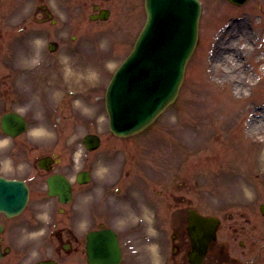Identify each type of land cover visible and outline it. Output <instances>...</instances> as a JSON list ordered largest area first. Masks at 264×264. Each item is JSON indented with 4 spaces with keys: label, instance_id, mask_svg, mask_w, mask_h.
I'll list each match as a JSON object with an SVG mask.
<instances>
[{
    "label": "rangeland",
    "instance_id": "374dc122",
    "mask_svg": "<svg viewBox=\"0 0 264 264\" xmlns=\"http://www.w3.org/2000/svg\"><path fill=\"white\" fill-rule=\"evenodd\" d=\"M9 1L0 0L1 35L8 41L19 33L17 27L25 19L24 14L16 15V7H3ZM52 1L54 16L65 24V37L60 41L68 57L65 83L58 94L38 88L36 93H44V98L36 102L28 98L26 103L17 101L24 91L20 87L6 89L17 104L7 102L0 111L20 110L27 115L30 128L45 131L18 137L8 153L9 167L25 174L36 156L64 152L65 174L72 178L86 170L91 180L82 187L74 185L72 201L65 205V240L61 239L64 243L58 244L56 252H50L53 245L42 243L44 236H29L26 230L14 227L15 220L8 223L13 228L9 229L11 238L5 239L10 244L18 239L20 244L0 264H34L48 258H56L59 264H86L82 238L100 223L117 232L121 264H184L179 257L174 259L181 249L176 253L170 237L173 231L179 233V221L185 217L182 212L188 208L221 219L224 227L231 218L239 221L245 214L252 220L256 208L264 203V0H250L243 6L226 0H199V40L186 64L176 100L145 133L127 140L109 134L102 92L143 23L140 0L137 16L136 0L112 4V19L107 23L111 33L102 49L98 35L81 19L89 12L84 0ZM25 4L31 5L23 1ZM72 36L77 37L71 40ZM80 41L86 44V51L73 64L69 56L76 53ZM11 53L28 51L13 45ZM92 87L99 89L96 98L101 96L102 103L90 102L82 94ZM85 134L100 136L97 151L88 152L81 145ZM257 224L264 227V218ZM40 227L47 228V224ZM242 250L228 253L229 259L232 255L241 263L253 264L256 257L248 260Z\"/></svg>",
    "mask_w": 264,
    "mask_h": 264
},
{
    "label": "water",
    "instance_id": "95a60500",
    "mask_svg": "<svg viewBox=\"0 0 264 264\" xmlns=\"http://www.w3.org/2000/svg\"><path fill=\"white\" fill-rule=\"evenodd\" d=\"M173 3L178 6L177 9L181 10L183 8V5L185 4H192L194 3V0H172ZM147 11H148V22L146 25V31L148 32L144 36V43L147 42L148 36L152 33L155 35L154 29L157 24L155 23V18L157 16V13L165 8V6L161 5L159 3V0H148V4H146ZM186 11V8H185ZM188 18V15H185ZM192 26L188 25L186 31L189 32V35L186 36V38H191V32H192ZM185 31V30H184ZM185 31V32H186ZM191 47V43L183 48V53L180 54L179 60L180 64L174 66L175 74L170 73L168 76L172 78H176L178 67L182 66V60L185 56H187L189 50ZM143 54L137 53L136 56L128 61V65L124 66L122 69H120L117 72V75L115 77L116 84L114 85V88L117 90H122L123 88L118 85V81L120 83H123L124 79H126L128 76H130V72H128L129 67L131 64H135L134 70H132L135 73H138V71L142 68L144 69L143 72L146 74L144 77H147L144 79V86L149 87L152 82L155 81L156 73H158L154 68L155 66H145L146 63L144 60H142ZM162 57V55H160ZM176 60V59H175ZM182 62V63H181ZM137 69V70H136ZM157 69V68H156ZM166 77L164 79H169V77ZM175 82H171V79L169 80L168 84L164 85V89L162 92L165 94L164 100H166L170 94L171 99H173L176 95L177 88L174 90ZM111 97L109 98V104H108V110L113 111V122H111V129L120 131V134H131L135 131H138L143 126L147 125L150 122V119H152L154 113L157 111L159 112L162 107L158 106L156 107V101L150 99V101L147 104H139L141 100L139 101L135 94L127 96L126 94L123 95H117L115 93V90ZM174 90V92H173ZM125 91V90H124ZM136 91V90H134ZM173 92V93H172ZM149 95V92L147 93ZM129 99V100H127ZM169 99V98H168ZM120 104H129L133 103V108L125 112L124 107L120 106ZM156 107V108H155ZM160 107V109H158ZM96 146V144L94 145ZM93 146V147H94ZM91 147V148H93ZM22 198L18 194L14 195H5L0 194V209L12 211L15 210L18 206V204H21ZM194 221L191 223V229L190 234L192 237V241L194 243V252H195V258L198 260L197 263H199L200 259L202 258L203 253L206 250V245L208 241L212 240L214 237V230H215V221L212 219H202L198 216H194ZM87 254H88V263L89 264H118L120 261V251L117 245L116 236L110 231V230H103L100 232L91 233L88 235V242H87Z\"/></svg>",
    "mask_w": 264,
    "mask_h": 264
},
{
    "label": "flooded vegetation",
    "instance_id": "af4514ba",
    "mask_svg": "<svg viewBox=\"0 0 264 264\" xmlns=\"http://www.w3.org/2000/svg\"><path fill=\"white\" fill-rule=\"evenodd\" d=\"M37 13H40V10L37 11ZM0 15H2L0 13ZM40 15V14H37ZM43 18H45V14L42 13ZM58 51V48L55 50L56 53ZM37 53L36 51H34V53H29L26 56H24L23 58L20 57L22 59V61L24 63H28L31 69V73H29V75L25 74V78H29L30 81H24V83H21V86H25V89L28 87L31 91L30 96L32 97L33 100L36 99L37 97V90L39 85L41 84V82H39L38 80H43L45 82H47V80L50 78L47 74L50 72L49 70H46L44 67V64H50L53 60V56L52 53H50L48 55V53H43L42 55H38L35 54ZM11 57V59H10ZM5 57L2 61L5 64H13V72L14 74H10L9 76H7V78L10 79V85L12 88H15L16 86L20 85V83H17L18 81H16L17 76H18V72L17 70L19 68H27V67H22L21 65H19V63H16V60L14 58H16L17 56H10ZM2 58V57H1ZM39 58V59H38ZM8 87H4L1 88L0 90V106L3 107L4 104H6L7 102L11 103V104H17V101L20 102H25V100L27 99H21L18 98V100L16 101V98H9V95L11 96L12 93L9 92L5 93L6 89ZM10 89V88H9ZM5 93V94H4ZM4 94V95H3ZM17 94V93H16ZM3 95V97H2ZM8 97V98H7ZM26 103V102H25ZM12 112H17V110L15 108L13 109H2L0 111V117L4 116L6 114H10ZM47 154L43 155V158L46 156ZM39 156H36L32 161L29 167L25 168V172L28 173L29 175H31L32 177H28L23 179L29 188V197H34L39 199L38 201L36 200L34 202V204L27 208L25 210L26 212V217L25 218H30L33 219L34 221L37 220V216L41 215V214H45L47 215V217H49V231L50 233L53 232V242L52 243H57L59 242V240H61V234H62V238L65 236V204H61V202L59 201V199H57V197L54 198H50L48 195V189H47V178L49 175L56 173L55 171H53V164H50L49 166H47V171L44 170H40L39 171ZM60 172H63L65 174V167L64 169L60 170ZM7 178H18V176H6L3 175ZM30 180H31V184H30ZM0 219H2V222H0V225L2 226L3 230L2 233L0 234V246L1 248H9V249H15V246H19L20 242L17 241L16 239H14L11 244L5 239V238H11V234L9 233V230L7 229V222H5L4 220L7 221V218L4 215H0ZM179 237L178 240H181V243L183 245H187L188 247V242L186 239H182L183 238V232H185V226H184V220L181 222V220L179 221ZM15 227H18V223L15 224ZM181 228V231H180ZM13 228H11L10 230H12ZM234 235H232L230 238L231 239H236V236H239L243 239L247 240V250H244V257L248 258L250 255H255L258 256L253 264H264V258L262 257V250L261 248H258V242L255 241L254 238V234L252 233L251 230L246 229L244 226H242L238 231L234 230ZM6 245V246H5ZM182 259H186L185 256H182ZM230 259H233V257H231ZM229 257L225 254V248L223 246L222 243H218V244H212L210 245L209 249H208V253L207 256L204 260L203 264H247V262L245 263H241L239 261H237L236 259L230 260ZM50 260V259H49Z\"/></svg>",
    "mask_w": 264,
    "mask_h": 264
},
{
    "label": "bare ground",
    "instance_id": "6f19581e",
    "mask_svg": "<svg viewBox=\"0 0 264 264\" xmlns=\"http://www.w3.org/2000/svg\"><path fill=\"white\" fill-rule=\"evenodd\" d=\"M104 134H107V132H106V130L104 129L103 131H102Z\"/></svg>",
    "mask_w": 264,
    "mask_h": 264
}]
</instances>
